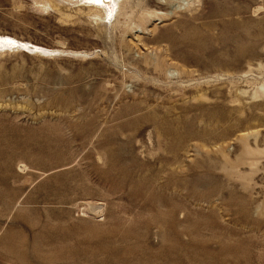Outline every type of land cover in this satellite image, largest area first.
Instances as JSON below:
<instances>
[{
  "label": "rangeland",
  "instance_id": "1",
  "mask_svg": "<svg viewBox=\"0 0 264 264\" xmlns=\"http://www.w3.org/2000/svg\"><path fill=\"white\" fill-rule=\"evenodd\" d=\"M105 1L0 0V264H264V0Z\"/></svg>",
  "mask_w": 264,
  "mask_h": 264
},
{
  "label": "bare ground",
  "instance_id": "2",
  "mask_svg": "<svg viewBox=\"0 0 264 264\" xmlns=\"http://www.w3.org/2000/svg\"><path fill=\"white\" fill-rule=\"evenodd\" d=\"M93 2L94 3H92L91 5L89 4L88 6L89 7H91V8H93V9H100L99 7L100 6H102V7H104V8H106L107 10H109L110 12H112V6H110V4L109 3H107V4H105L106 3V1L105 0H93ZM121 1H119V0H113V5H114V8H120V6H121ZM102 10V9H101ZM104 10V9H103ZM115 10V9H114ZM105 11V10H104ZM105 13H106V11H105ZM112 15V14H111ZM105 16V15H104ZM104 16H103V18H104ZM106 16H107V14H106ZM108 16H109V14H108ZM110 17H112V16H110ZM109 17V18H110ZM108 23V22H107ZM27 42V41H26ZM26 42H23V41H20V40H16L15 38H13V37H10V36H6V35H4V36H1L0 35V47L1 46H7V45H9V46H12V45H17V44H19V45H23V47L24 46H26V47H32V49L34 48V50H42V51H44V50H47L46 48H44V47H41V46H39V45H36V44H31V43H26ZM8 46V47H9ZM16 47V46H15ZM53 49H55V48H53ZM52 49V50H53ZM56 50H58V49H56ZM48 51V50H47ZM68 51V50H67ZM54 52V51H53ZM70 52V51H69ZM76 52V51H75ZM45 54V53H44ZM111 168V167H110ZM182 225V224H181ZM178 234V233H177ZM141 236V235H140ZM147 236V235H146ZM179 236V235H178ZM148 237V236H147ZM136 240V239H135ZM163 240V239H162ZM142 244V243H141ZM154 248V247H153ZM160 248V247H159ZM148 254V253H147ZM170 258V257H169ZM150 261V260H149ZM180 261V260H179ZM176 262V261H175Z\"/></svg>",
  "mask_w": 264,
  "mask_h": 264
}]
</instances>
